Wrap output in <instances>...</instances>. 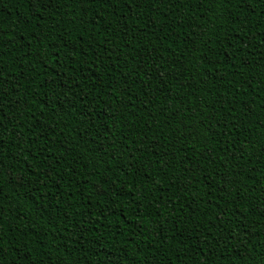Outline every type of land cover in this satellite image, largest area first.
Returning <instances> with one entry per match:
<instances>
[{"label": "trees", "instance_id": "obj_1", "mask_svg": "<svg viewBox=\"0 0 264 264\" xmlns=\"http://www.w3.org/2000/svg\"><path fill=\"white\" fill-rule=\"evenodd\" d=\"M0 264H264V0H0Z\"/></svg>", "mask_w": 264, "mask_h": 264}]
</instances>
